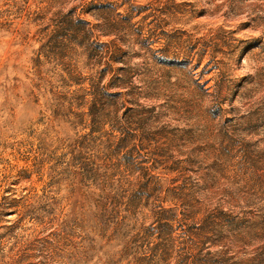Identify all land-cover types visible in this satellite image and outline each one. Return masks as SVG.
<instances>
[{
    "label": "rangeland",
    "instance_id": "obj_1",
    "mask_svg": "<svg viewBox=\"0 0 264 264\" xmlns=\"http://www.w3.org/2000/svg\"><path fill=\"white\" fill-rule=\"evenodd\" d=\"M0 264H264V0H0Z\"/></svg>",
    "mask_w": 264,
    "mask_h": 264
}]
</instances>
